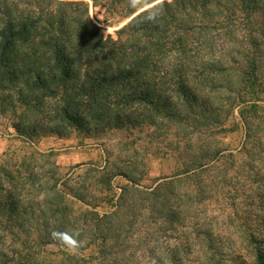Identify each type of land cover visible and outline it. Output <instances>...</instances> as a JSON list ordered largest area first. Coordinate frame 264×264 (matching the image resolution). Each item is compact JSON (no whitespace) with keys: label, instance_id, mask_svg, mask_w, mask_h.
Wrapping results in <instances>:
<instances>
[{"label":"trees","instance_id":"1","mask_svg":"<svg viewBox=\"0 0 264 264\" xmlns=\"http://www.w3.org/2000/svg\"><path fill=\"white\" fill-rule=\"evenodd\" d=\"M90 1L94 9H104L105 16L129 19L160 0ZM263 9L264 0H162L113 35H103L83 0H0V114L10 111L15 116L20 110L21 122L13 128L27 141L38 133L64 138L66 130L73 129L89 137L93 132L99 135L124 126L153 124L158 117H180L181 107H194L200 95L210 102L209 94L222 88V81L229 80L233 71L246 80L251 77L235 60L232 42L237 35L244 37L241 61L253 70L252 52L264 35V23L255 20ZM222 36L226 44L221 42ZM224 87L230 90L232 84L227 82ZM210 105L205 109L215 111ZM27 115L32 116L31 121L24 123ZM29 164L21 160L20 167L14 168L15 177L9 184L16 197L10 204L2 202L12 209L0 217L12 227L7 232L13 242L10 249L0 248V264H62L61 260L55 263L38 257L39 250L55 246L74 251L73 242L94 234L73 225L57 197L31 201L28 212L24 202L36 182L31 169L34 162ZM206 167L201 164L198 168ZM24 183L29 184L25 194ZM136 185L131 182L132 187ZM53 189L61 198L59 188ZM174 194L172 183L166 181L133 195L125 191L119 197L117 214L110 217L113 225L108 224L111 228L121 224L137 198L149 205L160 196L156 215L171 221L176 215ZM103 217L93 214L88 218L86 213L82 227ZM77 218L74 215L73 221ZM25 229L31 233L27 235L30 245L22 254L25 244L18 235ZM202 235L209 250L215 251L211 227ZM256 259L264 264L261 250L256 251Z\"/></svg>","mask_w":264,"mask_h":264},{"label":"rangeland","instance_id":"2","mask_svg":"<svg viewBox=\"0 0 264 264\" xmlns=\"http://www.w3.org/2000/svg\"><path fill=\"white\" fill-rule=\"evenodd\" d=\"M83 1L103 35H113L127 20L105 16L104 9ZM255 21L264 23V9ZM221 42L227 43L224 36ZM259 42L252 52V70L241 61L245 39L235 36V60L251 77L246 80L233 71L229 80L222 81V88L209 94L210 102L200 95L194 107H181L180 117H158L153 124L124 126L99 135L93 132L89 137L73 129L66 130L64 138L38 133L27 141L13 128L21 122V111L15 116L10 111L0 114V214L12 210L2 202L10 204L16 197L9 184L14 168L20 167L21 160L29 165L34 162V189L24 183L22 191L30 193L24 202L28 212L31 201L57 197L73 225L94 234L73 242L74 251L46 246L38 257L62 264H258L256 251L264 255V35ZM227 82L232 84L231 91L224 87ZM207 103L216 110L208 112ZM28 115L24 123L31 121ZM201 164L207 167L200 170ZM190 170L194 172L185 175ZM162 181L172 183L175 190L174 219L156 215L161 196L149 205L137 198L133 211L111 228L110 217L117 214L119 197L125 191L133 195ZM54 187L59 188L61 198ZM86 213L88 218L93 214L104 217L82 227ZM74 215L78 216L75 221ZM209 227L215 251L209 250L202 235ZM7 228L12 227L0 217L1 250L12 246ZM30 234L25 229L18 235L26 245L22 254L28 251Z\"/></svg>","mask_w":264,"mask_h":264},{"label":"water","instance_id":"3","mask_svg":"<svg viewBox=\"0 0 264 264\" xmlns=\"http://www.w3.org/2000/svg\"><path fill=\"white\" fill-rule=\"evenodd\" d=\"M160 1H162V0H160ZM160 1H158V2H160ZM158 2H156V3H158ZM156 3H154V4H156ZM154 4H152V5H154ZM152 5H150V6H147V7H145V8H143L142 10H140V11H138L136 14H134L132 17H130L128 20H127V22H125L123 25H121V26H119L118 28H116L115 29V31L116 30H118V29H120L122 26H124L126 23H128L135 15H137L138 13H140L141 11H143V10H145V9H147V8H149V7H151Z\"/></svg>","mask_w":264,"mask_h":264},{"label":"crops","instance_id":"4","mask_svg":"<svg viewBox=\"0 0 264 264\" xmlns=\"http://www.w3.org/2000/svg\"><path fill=\"white\" fill-rule=\"evenodd\" d=\"M87 151H88V150H87ZM87 151H86V152H87ZM98 152H100L101 154L103 153V149H102V147H99V148H98ZM88 159H90V158L88 157Z\"/></svg>","mask_w":264,"mask_h":264},{"label":"bare ground","instance_id":"5","mask_svg":"<svg viewBox=\"0 0 264 264\" xmlns=\"http://www.w3.org/2000/svg\"><path fill=\"white\" fill-rule=\"evenodd\" d=\"M128 20V19H127ZM127 20H126V22H127ZM124 24V23H123Z\"/></svg>","mask_w":264,"mask_h":264}]
</instances>
